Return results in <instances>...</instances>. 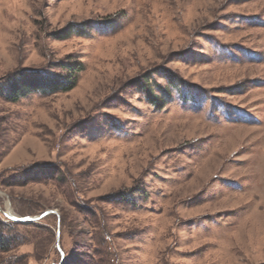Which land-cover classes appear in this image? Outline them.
<instances>
[{
  "label": "rangeland",
  "instance_id": "374dc122",
  "mask_svg": "<svg viewBox=\"0 0 264 264\" xmlns=\"http://www.w3.org/2000/svg\"><path fill=\"white\" fill-rule=\"evenodd\" d=\"M72 67L0 100V264H264V0H0V81Z\"/></svg>",
  "mask_w": 264,
  "mask_h": 264
},
{
  "label": "trees",
  "instance_id": "16d2710c",
  "mask_svg": "<svg viewBox=\"0 0 264 264\" xmlns=\"http://www.w3.org/2000/svg\"><path fill=\"white\" fill-rule=\"evenodd\" d=\"M85 33L82 28L73 27L66 28L54 34L57 40H66L72 36V34ZM82 70L79 67H72L69 75L65 80L59 79L54 76L45 75L40 72L33 71H20L5 80L0 81V100L9 104H16L22 99H26L35 93L42 94H56V93H68L72 91L78 82V76ZM148 76H144L143 79L133 82V86L140 89L147 97L148 101L157 108L162 110L165 107L164 99L171 97V91L167 88L157 87L160 95H155L154 91L147 84ZM42 173H46L45 170L35 172L29 177L14 175L2 182L5 187H25L30 183L35 182V178L43 176ZM32 176V178H30ZM41 176V177H42ZM22 178V179H21ZM40 179V178H37ZM126 203L134 204L131 199H126ZM1 231V230H0ZM10 249V240H4L0 237V251L7 252Z\"/></svg>",
  "mask_w": 264,
  "mask_h": 264
},
{
  "label": "water",
  "instance_id": "95a60500",
  "mask_svg": "<svg viewBox=\"0 0 264 264\" xmlns=\"http://www.w3.org/2000/svg\"><path fill=\"white\" fill-rule=\"evenodd\" d=\"M10 218V217H9ZM11 220L15 221V222H20L21 220L16 219V218H10Z\"/></svg>",
  "mask_w": 264,
  "mask_h": 264
},
{
  "label": "bare ground",
  "instance_id": "6f19581e",
  "mask_svg": "<svg viewBox=\"0 0 264 264\" xmlns=\"http://www.w3.org/2000/svg\"><path fill=\"white\" fill-rule=\"evenodd\" d=\"M11 216V215H10Z\"/></svg>",
  "mask_w": 264,
  "mask_h": 264
}]
</instances>
